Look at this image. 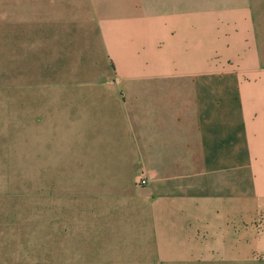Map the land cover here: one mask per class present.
<instances>
[{
  "label": "crops",
  "instance_id": "0c3cea01",
  "mask_svg": "<svg viewBox=\"0 0 264 264\" xmlns=\"http://www.w3.org/2000/svg\"><path fill=\"white\" fill-rule=\"evenodd\" d=\"M262 4L0 0L43 81L89 85L39 95L55 122L75 116L51 135L73 154L55 202L0 203L48 219L38 250L0 223V264H264Z\"/></svg>",
  "mask_w": 264,
  "mask_h": 264
},
{
  "label": "rangeland",
  "instance_id": "374dc122",
  "mask_svg": "<svg viewBox=\"0 0 264 264\" xmlns=\"http://www.w3.org/2000/svg\"><path fill=\"white\" fill-rule=\"evenodd\" d=\"M0 23V203L55 202L57 162L62 156H72L73 148L69 144L56 145L51 135L58 131L70 138L73 124L78 123H72L75 116L70 114L60 115L62 122H55L56 116L44 108L47 99L39 95L85 91L89 85L86 87L81 82L86 79L82 78L66 83L43 81L42 52L11 48L8 35L3 33L8 24L2 20ZM93 53L100 58L103 52ZM99 85L106 88L104 83ZM79 118L85 120L84 116ZM21 208L1 213L0 223L15 227L16 236L33 243L38 250L47 216L39 207ZM51 217L54 220L55 213Z\"/></svg>",
  "mask_w": 264,
  "mask_h": 264
},
{
  "label": "built area",
  "instance_id": "2783aa9c",
  "mask_svg": "<svg viewBox=\"0 0 264 264\" xmlns=\"http://www.w3.org/2000/svg\"><path fill=\"white\" fill-rule=\"evenodd\" d=\"M138 185H139V186H143V187L149 185V182H148V180H147V178H146V176H145L144 173H142V174L140 175V178H139V180H138Z\"/></svg>",
  "mask_w": 264,
  "mask_h": 264
}]
</instances>
